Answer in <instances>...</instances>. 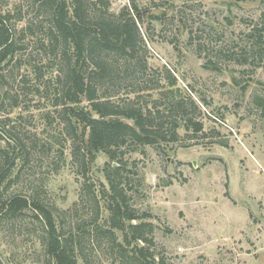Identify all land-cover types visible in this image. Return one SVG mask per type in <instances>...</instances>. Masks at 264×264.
Here are the masks:
<instances>
[{
  "label": "rangeland",
  "instance_id": "374dc122",
  "mask_svg": "<svg viewBox=\"0 0 264 264\" xmlns=\"http://www.w3.org/2000/svg\"><path fill=\"white\" fill-rule=\"evenodd\" d=\"M6 1L8 9L22 8L23 24L36 19L33 0ZM109 3L110 13L135 5L161 16L155 22L144 18L140 33L145 48L139 47L125 74L113 73L110 91L127 92L132 86L161 90L172 77L174 102L185 107L182 116L174 115L180 126L176 143L124 151L123 156L119 181L126 185L129 205L140 222L153 225L148 236L156 260L246 264V255L264 234V57H259L264 31L260 46L248 42L254 28L264 29V2ZM29 46L24 60L27 56L41 68L46 66L47 57ZM4 76L7 95L0 119L11 118L29 147L25 165L18 161L12 171L8 194L33 197L52 210L63 235L71 240L76 264H134L123 233L107 231L109 213L99 184L108 188L103 170L111 162L99 154L86 161L85 174L82 158L73 159L69 143L61 149L57 122L45 121L49 108L35 109L44 100L30 94V70L13 65ZM162 91L141 93V104L148 109L163 104L162 108L167 103L157 95ZM15 102L18 109L12 111ZM188 120L202 124V132H193L191 124L186 131ZM43 237L30 212L15 219L0 217V261L45 264Z\"/></svg>",
  "mask_w": 264,
  "mask_h": 264
},
{
  "label": "trees",
  "instance_id": "16d2710c",
  "mask_svg": "<svg viewBox=\"0 0 264 264\" xmlns=\"http://www.w3.org/2000/svg\"><path fill=\"white\" fill-rule=\"evenodd\" d=\"M33 1L37 4L36 19L23 24L22 8L8 9V2L0 0V113L7 95L4 74L13 65L29 69L34 78L30 94L44 100L35 109L49 108L44 119L57 122L61 128V149L69 143L73 159L82 158L85 174L86 161H93L99 154L106 155L111 162L103 170L108 188L99 184L109 213L105 221L108 233H123L134 264H164L163 259L156 260L155 245L148 236L153 225L140 222L142 219L129 205L126 185L119 178L125 169L124 151L135 152L145 146L160 148L178 141L180 126L174 115L182 116L185 107L182 102H174L176 81L172 77L165 79L164 91L157 92L160 99L167 100L162 108L163 104H155L151 109L143 106L141 93H155L163 88L132 86L127 92L119 88L110 91L113 73L125 74L139 47L145 48L140 33L144 18L155 22L161 16L150 13L151 10L140 11L135 5L117 14L110 13L109 0ZM222 1L238 5L250 0ZM263 31V27L252 30L248 41L251 46L261 45ZM29 45L47 57L46 66L41 68L27 56L24 60ZM259 57H264V51ZM44 68L50 70L48 76ZM17 107L15 102L12 111ZM188 124L196 134L202 132V124L189 120L184 126L186 131ZM20 133L11 118L0 119V217L15 219L30 212L43 229L45 264H76L71 240L63 235L52 210L33 197L8 194L14 183L11 176L16 163L27 162L29 147ZM53 143L56 145L57 141Z\"/></svg>",
  "mask_w": 264,
  "mask_h": 264
},
{
  "label": "crops",
  "instance_id": "0c3cea01",
  "mask_svg": "<svg viewBox=\"0 0 264 264\" xmlns=\"http://www.w3.org/2000/svg\"><path fill=\"white\" fill-rule=\"evenodd\" d=\"M254 250L246 255V264H264V234L257 237Z\"/></svg>",
  "mask_w": 264,
  "mask_h": 264
}]
</instances>
